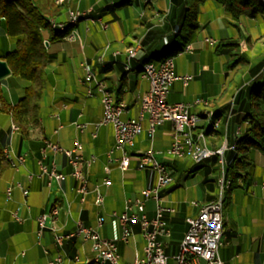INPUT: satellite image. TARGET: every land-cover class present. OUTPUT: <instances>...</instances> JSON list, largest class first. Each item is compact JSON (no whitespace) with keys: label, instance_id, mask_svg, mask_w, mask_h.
Instances as JSON below:
<instances>
[{"label":"crops","instance_id":"0c3cea01","mask_svg":"<svg viewBox=\"0 0 264 264\" xmlns=\"http://www.w3.org/2000/svg\"><path fill=\"white\" fill-rule=\"evenodd\" d=\"M204 1L198 3V27L186 43L189 44V50L182 51L173 60L174 74H189L191 78L185 84L181 79L173 80L168 89L167 100L169 102H188L189 99L198 96L208 100L206 106L194 105L190 110L202 116V110L206 107L220 117V124L215 130H210L204 126V123H200V126L208 132L207 134L205 132L206 145L213 150L222 146L223 143L233 142L237 127L240 129L239 135L246 129L247 124L243 119L246 96L243 92V95L239 96L235 102L234 96L242 89L252 85V81L257 77V73L254 74V72L264 62V55L257 59L245 56L246 53L249 55L259 53L264 48V29L262 31L257 29L258 23L264 24V11L258 12L254 16L243 14L238 18H233L224 12L223 5L218 0H210L218 14L205 19L200 16ZM66 6L80 10L91 8V6L92 8L87 17L80 18L76 25L75 33L83 45L77 40L68 41L65 39L49 44V61L45 69L50 84L48 92L44 96V102L49 108L48 114L40 117L39 125L32 127L27 137L20 136L18 132L10 136L9 127H6L3 133L0 131L3 144H9L12 152L26 151L27 153L23 165L17 170L8 168L0 177V264H47L48 260L58 254L61 256L62 264H91L85 260L90 252L85 253L79 250V240H67L62 247L54 245V231L51 227L53 226L56 232L72 230L77 218H81L85 224L95 227L102 237L117 239L121 261H131L135 252L141 255L143 239L137 225H134V236L128 242H122L119 240V223L107 216V213L111 210L120 211L126 196L136 194L140 189L154 183L155 174L152 170L135 169L134 167L136 154L150 146L156 151V158L166 163L173 172V180L162 198L165 203L171 204L175 208L173 213H165L170 235L163 238L167 242L166 252L172 255L177 251L178 243L186 229V222L183 218L197 212V208L189 203L190 200L188 202L190 209L185 211L184 217H180L179 213L183 212L185 207L183 204L185 201L181 199L183 193L180 186L186 181L188 175H194L193 183L197 184L196 168L206 166V169L209 168L210 170H208L212 171V166L209 167L208 163H217L218 160L213 161L214 155L205 159L212 158L211 160H204L201 163H194L189 159L192 163L185 169L186 164H189L187 158L176 159L161 154V150L165 149L170 142L171 122L165 120L157 124L153 136L150 138L147 131V116H145L141 122V132L134 137L133 144L128 147L131 154L129 168L121 170L116 163H113L109 174L110 185L108 187L100 185L105 152L114 142L113 128L111 125L99 126L96 129V136L92 137L93 126L91 123L102 115V105L100 104L98 110L93 107L91 100L89 101L85 94V85L81 83V77L74 79L70 70L74 64L73 52L79 50L83 59H87L90 66L94 70H98L97 76L104 80L114 97L127 104V111L123 113L122 117L136 118L139 103L135 101L134 95L137 92L145 91L148 86L147 80L139 73L142 57L162 51V54L170 52L174 41H177L176 34L179 30L178 25L181 22L183 9L186 6L185 0H164L163 5H155L154 0H149L147 5L143 0H70ZM66 15L64 10L58 19L65 20ZM97 17L107 22L106 29L100 27ZM233 37H239L241 43L245 40L248 42L246 53L241 54L246 62L245 70L240 64L228 67L226 53L218 52L215 49L218 42ZM5 38L9 39L0 23V54L3 50L12 47V43L9 46L5 42ZM206 38H212L214 42L210 44L205 40ZM106 43H109V49L100 61L97 56L100 48ZM131 45H138L139 49L137 55L130 61L132 70L125 71L121 62L124 58L123 51ZM114 48L120 49L121 54L113 56L111 50ZM1 86L2 89L4 86L8 89L7 99L10 102H15L17 96H20L17 95V91L21 82L14 88L9 78L4 77ZM94 93L98 94L96 90ZM53 112H57L59 117H52L51 113ZM73 120L88 124L83 130H78L73 125ZM59 123L61 127L54 133L53 129ZM9 124H11V119H9ZM44 138L57 141L66 148L71 147L73 140L77 138L82 144L81 153L84 157L95 155L94 162L85 168V174L90 190L99 184L100 191L104 194L103 206L97 207L93 203L94 193L92 191L86 194L83 203L78 201V195L75 192L78 182L69 175L71 167L67 163L66 157L62 154H54L51 150H47L45 157H41L40 148ZM38 160H41L48 168L54 161L56 169L63 172L65 178L60 182L51 180L50 185H47L48 177L46 174L40 173ZM29 174L31 177L28 176ZM180 175H183L182 179H180ZM217 176L219 177V174ZM203 180H206V176L203 177ZM213 180L216 182L217 177L210 181ZM16 181L21 182L27 188V194L24 196L19 188L13 186L7 197L6 187L13 185ZM247 181L251 187L255 186L257 191L264 190L260 185L261 182H264L263 152H257L249 174L241 182ZM189 188L186 185L184 193H189ZM257 191L254 190L252 193ZM216 196V194L205 195L201 201H197L204 203ZM54 202L61 206L59 214L54 221L46 219L41 234L38 236L37 216L48 210ZM67 203L69 211L66 210ZM147 207L150 209L151 202H148ZM16 209L20 220L12 217V212ZM98 213L105 216L104 222L100 226L96 225ZM115 226L116 230L113 231ZM225 226L223 211V233ZM226 242V239L223 240L218 250L222 264L232 258V245H228ZM80 245L82 244L80 243ZM263 245L264 235L261 237L257 251L253 253L254 256L250 258L251 264H260ZM44 248L47 249V253H44ZM74 254H79L80 260L70 262V258Z\"/></svg>","mask_w":264,"mask_h":264},{"label":"built area","instance_id":"2783aa9c","mask_svg":"<svg viewBox=\"0 0 264 264\" xmlns=\"http://www.w3.org/2000/svg\"><path fill=\"white\" fill-rule=\"evenodd\" d=\"M90 9V8H88ZM78 8L67 12V19H72V12L84 11ZM64 20L56 21V24L62 25ZM102 29L107 28V22L99 20ZM70 40H76L74 33L68 35ZM208 43L212 44L214 39L206 38ZM81 44V42H79ZM109 44V43H106ZM105 44V45H106ZM81 46V45H80ZM188 44V50H189ZM139 46L135 51H130L128 55L124 56L122 67L128 70V65L133 57L137 55ZM118 55V49H115L113 56ZM81 68L88 69V60L82 59L79 62ZM147 67V66H146ZM148 82L147 89L141 93H136V96L144 97V111H138L136 118H123L122 115L127 111V106L121 99H109L108 86L104 82V88H97V80L92 78H81V83L85 85V94L91 96L96 90L100 95L102 104V115L91 124L93 130L92 137L96 136V129L102 125H111L113 128L114 142L112 146L105 152V163L102 166V176L100 178V185L108 187L110 185V171L112 164L121 169H128L130 166L131 154L128 147L133 144L134 137L139 134L135 129V120H143L147 116L148 121V135L153 136L155 126L165 120L171 122L170 142L165 148V152H177V157L181 150L187 145V139H194L197 142V152L191 160L194 163H201L206 159L207 153H224L227 149H233V142L223 144L216 149L205 147V141L201 140V130L197 135H189V126L195 116L191 115V102L177 101L169 102L167 100V93L170 84L175 79H181L183 84L191 78V75H176L173 72V60L162 61L159 66L149 68V75H140ZM65 106V104H62ZM210 114V110H208ZM51 116L58 118L57 112L51 113ZM73 125L78 130H83L88 124L87 122L73 120ZM207 125H214L208 122ZM61 127L59 123L53 132L56 133ZM18 132V126L10 127V136ZM240 130H235V134H239ZM82 144L75 138L71 147L66 148L61 146L57 141H42L40 148L41 157H45L47 150H51L54 154H62L66 157L67 163L71 169L69 175L77 180L78 185L75 187V192L78 195V201L83 203L86 194L89 191L94 193L93 203L97 207L103 206L104 194L100 191L99 184H96L91 190L88 187V180L85 172H79V162H87V167L96 159L95 155L91 154L84 157L81 153ZM3 150L11 151L9 144ZM14 153V152H13ZM117 153V155H116ZM149 154H156L152 146L146 150L139 152L135 157V169L152 170L155 174L154 183L150 186L144 187L138 193L126 196L123 202V207L120 211L111 210L107 216L117 220L120 225L119 240L128 242V226L137 225L140 235L143 239L142 254L134 255L131 261H121L118 248L117 239L110 237H102L95 227L87 225L81 218L75 220V227L66 232H56L54 227L53 241L54 245H63L67 240H76V232H83L85 236H94V245L96 253H102L109 264H222L219 256V246L222 242L223 235V210H219V199L215 197L204 203H199L197 200H191L189 203L197 208L194 215L185 217L186 229L178 243L177 251L169 255L166 252L167 242L163 239L170 235V228L167 225L165 213H173L174 206L163 201V195L173 180V172L169 170V166L157 159V164L149 163ZM15 155V170L23 165L27 153L26 151L16 152ZM225 163V162H224ZM38 167L41 174H46L48 177L47 185H50L51 180L60 182L65 178V174L56 169L54 161L48 168L45 164L38 160ZM31 177V174L28 175ZM228 179L225 178L224 165L220 166L219 186L223 188L224 183ZM261 187L264 188V182H261ZM19 188L21 193L25 196L27 188L16 181L13 185L6 187V194H10L12 187ZM148 202H151L150 209L147 207ZM54 202L48 210L37 216L39 223V230L37 235L40 236L41 229L44 227L46 219L54 221L55 205ZM151 213H150V211ZM12 217L20 220L17 215V209L12 212ZM105 216L98 213L96 215V225L100 226L104 222ZM47 253V249H43ZM261 264H264V245L261 250ZM79 261L74 254L70 258V262ZM47 264H62L61 256L58 254L52 259L48 260Z\"/></svg>","mask_w":264,"mask_h":264},{"label":"trees","instance_id":"16d2710c","mask_svg":"<svg viewBox=\"0 0 264 264\" xmlns=\"http://www.w3.org/2000/svg\"><path fill=\"white\" fill-rule=\"evenodd\" d=\"M198 1L202 0H185L186 6L176 34L181 39L174 41L170 52L146 54L142 57V64L174 55L184 47L198 27L197 9L194 6ZM218 1L223 5L224 12L233 18L241 14L253 16L264 11V6L257 0ZM63 9L61 5H54L52 0H0V23L12 43V48L2 52L0 58L6 61L10 75L25 81L22 85V94L15 102H10L1 86L3 78H0V112L9 114L11 122L18 126V133L22 137H27L29 130L40 122L41 99L47 93L48 87L45 68L49 61V44L62 40L71 30L70 24L63 30L51 25V17L59 16ZM183 30L187 32L186 36L181 35ZM238 39L239 37H233L221 40L215 47L218 52L226 53L228 67L241 59L237 48ZM44 40L47 41V45ZM263 65L264 62L258 66L259 69L254 74ZM243 92L247 99L243 119L248 125L244 132L235 136L233 140L235 149H228L223 153L224 174L229 180V187L226 195H222V205L229 199L230 189L236 180L239 178L243 180L249 174L253 165L249 158L251 149L264 153V78L261 83L239 91L234 96V102L243 95ZM5 146L0 138V177L10 168L9 162L3 156Z\"/></svg>","mask_w":264,"mask_h":264},{"label":"rangeland","instance_id":"374dc122","mask_svg":"<svg viewBox=\"0 0 264 264\" xmlns=\"http://www.w3.org/2000/svg\"><path fill=\"white\" fill-rule=\"evenodd\" d=\"M163 1L164 0H154L155 5L156 4L163 5ZM202 1H204V0H202ZM257 1L260 2L259 0H257ZM68 2H70V0H65L62 4H60L64 8L63 11L65 10L66 14H67L69 9H75V8H70L69 6H66ZM143 2L145 5H147V3H149V0H143ZM200 2L201 1H198L194 5L195 8L197 9V15H199L198 3H200ZM53 4L56 5L54 2H53ZM260 4L264 6V4H262L261 2H260ZM211 6H212V4H211L210 0H205L203 2L202 9H201V15H200L202 18L206 19V18H210L211 16H215L218 14V11H216L215 7H213V6L211 7ZM91 8H92V6H91ZM241 15H243V14H241ZM247 16H249V15H247ZM58 18H59V16L51 17V19L54 21H60ZM66 19H67V15H66L65 20ZM257 29L259 31H262L264 29V24L258 23ZM186 33L187 32L185 30H183L181 35L186 36ZM103 35H102V38H104ZM176 38H177V40L181 39L179 36H176ZM68 41H73V40H68ZM240 41H241V39H238L237 48H238V53L241 56V54L244 55L246 53L247 48H248V42L245 40L244 42L241 43ZM5 42L8 43L9 46L11 45V42L9 39L5 38ZM45 44H47V43H45ZM81 44L83 45L82 42H81ZM263 47H264V42H263ZM56 48H58V47H56ZM101 49L102 48H100L99 53H101V51H102ZM4 51H6V50H3V52ZM164 51H167V50H164ZM234 51H236V50H234ZM73 53H74L73 54L74 64L71 67L70 71L72 72V74H73L72 76L74 79H76L78 77L83 78L84 70H83V68H81V66L79 64L80 59H83V56L79 50L74 51ZM180 54H181V52L174 54L173 60H174V58L178 57ZM246 54H245V56H248L252 59H257L261 55H264V48L259 53H256L253 55H249V54L246 55ZM237 64H240L241 66H243V70H245L246 65H244V64H246V62L242 56H241L240 60H238L236 63H234V65H236V66H237ZM234 65H232V66H234ZM94 71H95L96 75L99 74L97 69ZM48 72H49V70H48ZM6 76H5V78H9V81L12 82V86L14 88H16V86H18V83L21 82V86L19 87V89L17 91V95H21L22 94V85H23V83H25V81L23 79L12 76L10 74L6 75ZM236 77L239 78L240 76H236ZM81 78H80V81H81ZM98 78H100V77H98ZM263 78H264V65L260 68L259 72H257V77H256V79H254L252 81V85L255 86V85L261 83ZM49 84L50 83H48L47 92L49 89ZM3 91L6 95V97L9 96V92H8V89L6 88V86L3 87ZM18 93H20V94H18ZM93 95H95V96H93ZM17 97H19V96H17ZM195 98H197V97H195ZM44 100H45V97H43L41 99V106H40V113H39L40 117H44L45 115L48 114L47 112H48L49 108H48V106H46ZM88 100L89 101L91 100L92 105H93V107L96 108V110H98L100 108L101 101H100L99 93L95 94L93 91V94L91 96H88ZM192 100H194V98L189 99L188 102H191ZM216 115L217 114H215V116ZM202 116H204V114ZM9 119H10V117L8 114L0 112V131H2V133H3L4 129H6V127L10 128ZM205 122H206V120L203 117L201 120V123H205ZM210 130H213V129H210ZM9 132H10V129H9ZM164 150L165 149L161 150V154L166 155L164 153ZM257 152L258 151L253 148V149H251V151L249 153V158L252 159L253 162H255ZM214 156L215 157L213 158V161L214 160L216 161L218 156H216V155H214ZM176 159H181V158H176ZM187 159H188V161L187 160L186 161L189 164H186L185 169H187L188 165H190L192 163L189 160V158H187ZM211 159L212 158H210L209 160H211ZM209 160H205V161H209ZM208 166L209 167L212 166V171H209L210 170L209 168H208L209 170L206 169V166H202V167L200 166V167L196 168L195 179H196V181H198L197 184L193 183L194 182V178H193L194 175H188L186 181L183 182V184L180 186L182 193H183L181 195V197H182L181 199H184V201H185V202H183V204L185 205V207L183 208V212L179 213L181 215L180 217H184L186 215L185 211L190 209V206L188 205V202L190 200L193 199V200L201 201L205 195H211V194L218 195L219 194L220 186H219V179H218L219 177L217 175L218 174L220 175V163H218V161H217V163L216 162L215 163L214 162L208 163ZM182 176L183 175H180V179H182ZM204 176H206V180H203ZM216 177H217L216 182L214 180L210 181ZM241 181H242V179H240V178L238 180H236L235 184H233V187H231V189H230L229 199L225 200L224 204H223V206H224L223 211L225 214L226 226H225V232L222 235V242H223V240L226 239L227 240L226 243L228 245L231 244L232 248H233L232 258H229L227 260V262H223V264H251L250 258H251V256H254L253 253L257 251V247L259 245V242L261 241V237L264 235V190H262V192H259V191H257V188H255V186L251 187L250 186L251 184L248 181L247 182H241ZM258 181H260V180H258ZM186 185L188 187H190L189 193H187V192L184 193V188ZM228 187H229V185L227 187H223V189H221V192L224 196L226 195ZM252 190L253 191L255 190L257 192L252 193L253 192ZM66 209H67V207H66ZM183 219H185V218H183ZM115 230H116V226L113 228V231H115ZM78 247H79V250H81L82 252H85V253L89 252V243H83L82 245H80V243H79ZM236 253H237V255H236ZM260 264H261V260H260Z\"/></svg>","mask_w":264,"mask_h":264},{"label":"bare ground","instance_id":"6f19581e","mask_svg":"<svg viewBox=\"0 0 264 264\" xmlns=\"http://www.w3.org/2000/svg\"><path fill=\"white\" fill-rule=\"evenodd\" d=\"M65 0H53V2L56 5H60L64 2ZM262 4H264V0H259ZM68 11H73V9H69ZM89 11H91V8L88 9V12H84V11H75L72 12V19H68V20H64L62 25H58L56 24V21L54 20H50L51 21V25L52 27H56L58 29L63 30L65 28V26L67 24L71 25V30L68 34H66V36L63 38L65 40H70V38L68 37V35L70 33H74V36L76 37V40L78 42H82L81 39L78 37V35L75 33L76 30V25L77 22L80 20V18L82 17H87ZM98 20H101L100 17H97ZM44 43H47L46 40H44ZM137 48V45H131L128 46L124 49L123 54L124 56L128 55L130 51H135ZM109 49V44L103 45L102 46V51L101 53H99V55L97 56L98 60H102L104 58V54L105 52ZM184 50H188V44H185L184 47L178 51L177 53H180ZM111 53L114 54L115 53V49L111 50ZM121 54V50L118 49V55ZM167 60H173V55H167L164 58L160 59V60H154V61H147L145 63H143L139 69V73L140 75H149V68H154L155 66H159L162 61H167ZM147 66V67H146ZM132 70L131 64L128 65V70L125 71H130ZM85 78H92L93 80H97V88H104V80L101 78H98V76L95 74L94 69L90 66L89 62H88V69H84V76ZM108 95H109V99H116L114 97V95L112 94L111 90L108 87ZM135 101H137L139 103V111H144V97L143 96H136V98H134ZM124 104L127 106V104L124 102ZM208 104V100L203 98V97H197L194 98V100H192L191 102V107H193L194 105H202V106H206ZM208 108L204 107V109L202 110V115L204 114V116H201L193 111H191V115L195 116V119L192 120V122L190 123L189 126V135H197L198 131L201 130V140L205 141V147H207L206 145V134H205V128L200 126L201 120L204 117V119L206 120V122L204 123L205 127H208L209 129H217L219 124H220V117H218L217 115L215 116V112L213 110H210V114H208ZM142 120H135V129L137 131V133L141 132L142 129ZM214 123V125H207V123ZM10 127H15V123L11 122ZM55 129V128H54ZM237 130H240L239 127L236 128ZM236 136H238L239 134H235ZM43 141H50V139L48 138H44ZM225 144V143H223ZM236 145L235 142H233V149H235ZM197 152V142L194 141V139H187V145L184 148V150H181L179 152V155L177 157V152H165V154L167 156H170L172 158H189L191 159L192 157L195 156ZM216 155L218 156L217 160L218 163H220V166L224 165V157H223V153H207L206 154V159ZM3 156L7 159V161L9 162V165L12 169L15 170V155L13 152L7 151V150H3ZM149 163L150 164H157V158L155 154H149ZM87 167V162H79V172H85V168ZM169 170H172L169 167ZM229 185V180H227L223 187H227ZM169 186V184H168ZM219 191V194L216 197H220L219 199V210H223V205H222V192ZM7 197L9 196V194H6ZM67 207V211H69V206L68 203L67 205H65ZM60 204L56 203L55 205V214H54V219L57 217V215L59 214L60 211ZM135 234L134 232V226H128V237H133ZM76 240H79L81 244L83 243H89V252L90 255L85 257V260H87L88 262L91 263H95V264H109V262L103 258V254L102 253H96V249L95 246L92 245L94 244V236H85V233L83 232H76ZM56 247H62L63 245H55ZM135 255H138L135 252ZM76 258L78 260H80V256L79 254H76Z\"/></svg>","mask_w":264,"mask_h":264},{"label":"water","instance_id":"95a60500","mask_svg":"<svg viewBox=\"0 0 264 264\" xmlns=\"http://www.w3.org/2000/svg\"><path fill=\"white\" fill-rule=\"evenodd\" d=\"M10 74V69L4 59H0V78Z\"/></svg>","mask_w":264,"mask_h":264}]
</instances>
